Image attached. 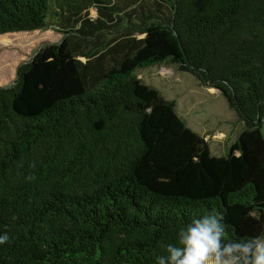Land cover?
I'll return each mask as SVG.
<instances>
[{
  "label": "trees",
  "instance_id": "1",
  "mask_svg": "<svg viewBox=\"0 0 264 264\" xmlns=\"http://www.w3.org/2000/svg\"><path fill=\"white\" fill-rule=\"evenodd\" d=\"M142 1L0 0V36L63 35L0 87V264H157L213 208L228 238L264 235V0H157L168 19L104 21ZM167 64L243 124L224 156L136 76Z\"/></svg>",
  "mask_w": 264,
  "mask_h": 264
},
{
  "label": "rangeland",
  "instance_id": "2",
  "mask_svg": "<svg viewBox=\"0 0 264 264\" xmlns=\"http://www.w3.org/2000/svg\"><path fill=\"white\" fill-rule=\"evenodd\" d=\"M128 1L131 0H111V4L115 3L116 6L122 7ZM152 1L157 0H143L133 9L126 10V14L132 13V15H120L123 16L120 23L116 18L114 21L104 18V21L111 26L119 24L117 30L119 31L122 28L132 30L133 23L139 24V17L143 18L151 13H157L163 19L171 16L169 5L165 1L158 2L159 6ZM51 3L54 8L55 0ZM97 14L96 10L92 9L89 18L94 20ZM113 36L114 34H111L108 37ZM135 36L138 39L144 37L140 34ZM62 39L63 35L55 27L48 31L0 36V87L13 84L18 67L22 63L30 62L42 47L60 43ZM81 61L85 60L81 59ZM136 76L145 85L157 90L164 99L175 102L176 112L187 127L210 139V150L215 157L224 156L244 129L243 124L238 122L236 113L228 106L227 100L216 89L203 87L195 77L188 72H180L174 64L144 67L137 71ZM262 125L264 133V120ZM220 133L225 135H218ZM206 135H209V138Z\"/></svg>",
  "mask_w": 264,
  "mask_h": 264
},
{
  "label": "clouds",
  "instance_id": "3",
  "mask_svg": "<svg viewBox=\"0 0 264 264\" xmlns=\"http://www.w3.org/2000/svg\"><path fill=\"white\" fill-rule=\"evenodd\" d=\"M34 179V177H29ZM224 213L213 208L194 218L178 232L176 243L166 246L167 255L157 264H264V235L228 238ZM9 241L0 235V245Z\"/></svg>",
  "mask_w": 264,
  "mask_h": 264
},
{
  "label": "crops",
  "instance_id": "4",
  "mask_svg": "<svg viewBox=\"0 0 264 264\" xmlns=\"http://www.w3.org/2000/svg\"><path fill=\"white\" fill-rule=\"evenodd\" d=\"M215 90V89H214ZM243 131V130H242ZM242 131L240 132V134L242 133ZM200 135V134H199ZM218 135H222V136H224L225 134H223V133H220V134H218ZM239 135V134H238ZM208 138H209V135H206ZM264 136V135H263ZM202 137H204V136H202Z\"/></svg>",
  "mask_w": 264,
  "mask_h": 264
}]
</instances>
